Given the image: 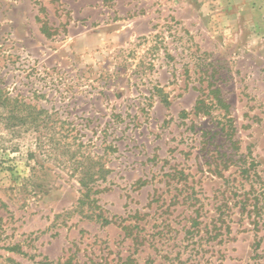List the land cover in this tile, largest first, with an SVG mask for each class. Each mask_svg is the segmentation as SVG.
Here are the masks:
<instances>
[{"label":"rangeland","instance_id":"rangeland-1","mask_svg":"<svg viewBox=\"0 0 264 264\" xmlns=\"http://www.w3.org/2000/svg\"><path fill=\"white\" fill-rule=\"evenodd\" d=\"M0 89V264H264V0H0Z\"/></svg>","mask_w":264,"mask_h":264},{"label":"trees","instance_id":"trees-1","mask_svg":"<svg viewBox=\"0 0 264 264\" xmlns=\"http://www.w3.org/2000/svg\"><path fill=\"white\" fill-rule=\"evenodd\" d=\"M3 91L0 89V109L8 112V127L12 126H23L26 121V116L24 112L26 109H30V105L19 101L11 97L10 95H2ZM221 101V100H219ZM210 109V108H209ZM195 111L198 115H208V107L205 105V102L199 101L195 107ZM44 111L35 112L31 115H34L33 122H36L39 119V116L44 114ZM12 128V127H11ZM87 166L79 169L78 173V183L81 190V198L79 200L81 206H95L97 200L94 199V196L102 193V190L98 188L99 181H106L107 176L110 174V171L105 167L104 164L95 160L94 158H87ZM81 166V165H80ZM108 223L107 220H105ZM67 264H72L68 262Z\"/></svg>","mask_w":264,"mask_h":264}]
</instances>
